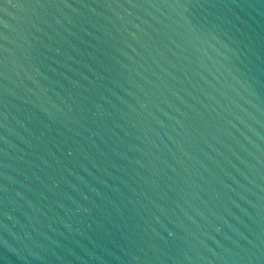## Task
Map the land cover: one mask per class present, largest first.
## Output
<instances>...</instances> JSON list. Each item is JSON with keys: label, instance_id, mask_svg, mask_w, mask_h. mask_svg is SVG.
Returning <instances> with one entry per match:
<instances>
[{"label": "water", "instance_id": "95a60500", "mask_svg": "<svg viewBox=\"0 0 264 264\" xmlns=\"http://www.w3.org/2000/svg\"><path fill=\"white\" fill-rule=\"evenodd\" d=\"M0 264H264V0H0Z\"/></svg>", "mask_w": 264, "mask_h": 264}]
</instances>
